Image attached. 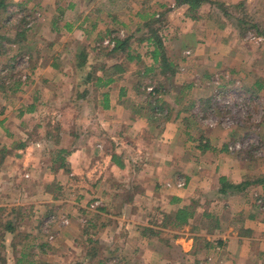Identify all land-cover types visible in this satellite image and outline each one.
Listing matches in <instances>:
<instances>
[{"label":"crops","instance_id":"0c3cea01","mask_svg":"<svg viewBox=\"0 0 264 264\" xmlns=\"http://www.w3.org/2000/svg\"><path fill=\"white\" fill-rule=\"evenodd\" d=\"M94 1L45 9L49 17L33 28L27 41L32 46L21 50L30 68L17 99L18 117H0V188L9 186L2 193L27 186L20 190L28 203L16 206L30 204L46 218L69 219L67 226L49 228V247L13 249L16 263L30 250L28 264H264V208L258 207L264 161L224 152L239 130L221 135L202 129L194 115L206 109L209 100L201 96L210 89L190 78L235 74L245 64L235 63L228 51V36L221 32L227 26L209 35L204 24L212 16L200 13L207 4L191 20L174 0ZM157 11L168 17L178 12L182 19L171 37L155 27L174 65L171 79L162 76L143 26L164 13ZM130 19L138 22L126 35ZM45 26L47 38L39 35ZM128 36L124 52L103 45ZM153 88L165 104L162 116L150 104ZM191 94L200 98L188 99ZM220 179L253 184L237 192L223 188ZM178 180L182 188L175 186ZM46 218L37 219L32 234L43 233Z\"/></svg>","mask_w":264,"mask_h":264},{"label":"rangeland","instance_id":"374dc122","mask_svg":"<svg viewBox=\"0 0 264 264\" xmlns=\"http://www.w3.org/2000/svg\"><path fill=\"white\" fill-rule=\"evenodd\" d=\"M210 1L213 2L207 4L205 8L200 11L201 15L205 14L212 16L210 21H206L204 24L206 28L211 31L209 35H212L214 30H221L220 28L222 27V24L227 26L226 29L228 30H221V32L228 36V51H232L235 54V63L239 64L240 62H245V64L241 65V72L237 71L235 74H229L226 70H222L211 73V76L206 80H198L197 77L190 78V83H196L201 88L208 87L210 89V92L204 93V95L201 96V99L209 100L206 104V109L201 110L202 114L195 113L197 115V121L199 120L198 124L202 129L216 130L217 132H221V135L222 133L239 130L238 133L240 134L234 141L229 142V145L234 142H247L249 140H252V143L247 144L242 151H234L230 154H242V157L246 156V158L252 161V163H254L255 160L264 161V89L259 93H252L250 91L256 81L264 87V36H258L256 30L253 28L239 33V28L244 29L247 27L241 26L235 21V19L238 18H247L245 19L246 21L248 20L247 22H249V20H254V23L256 22L259 24L260 31H264V0ZM243 1H245V11H240L238 8V11L231 9L227 10V13L224 14V11L219 8L220 4H224L225 7L229 8L238 3H242ZM68 2L69 0H8V7L0 16V39L3 37L12 39L14 34L9 32L17 30V27L21 26V20L24 17L27 21L26 27L33 29L40 21H42L43 17H49V13H47L48 11L45 10L46 8H52L56 4H60L61 6L66 5ZM157 12L161 13L164 11ZM173 14L174 17H168L169 14L164 12L162 15L158 14V16L154 17V20L159 21L161 23L160 26L164 27L162 34L163 37L173 36V30L182 23V19L179 18L178 12ZM125 15V18H128L129 14L126 13ZM133 22L137 23L138 21L135 20L132 21V23H127L128 27L127 29H124L126 35H131L133 33L132 30L135 28ZM167 23H171L170 25L172 26L167 25ZM181 27H184V29L187 30L189 26ZM39 35H41L40 37H49L48 26H45L43 31L39 32ZM140 36L141 34L138 36L136 35L135 37ZM191 43H187V45L191 46ZM10 50L11 52H7L8 57L16 54L15 46H12V49ZM27 58L28 54L22 53L14 60L15 78L13 79L20 77L22 83H24L23 77L25 76L26 69L30 68ZM2 60L4 59L1 56L0 61L2 63H0V71L5 63ZM248 71H252L249 72L250 75H246V72ZM5 78L6 73L2 70L0 73V82L5 81V86L7 88L5 89L4 94H7V97H5V99L2 98V94L0 93V117L2 115L5 117L9 115L10 117L16 118L18 117V111H20L19 101L17 99L20 98L19 93L22 92V90L18 89L19 91L16 94L11 95L9 89L13 79L5 80ZM200 94H203V92ZM239 95H242L243 97ZM199 98L200 96H197L196 94H191L188 97V99H194V101ZM200 114L201 116L199 117ZM11 141L12 140L9 141L8 146H11L10 144L14 142ZM0 146H2V143H0ZM226 146L228 147V145ZM14 178L16 179V177ZM15 181H17V179ZM7 187L9 186H6V188H0V198L2 195L7 196V199H0V202L4 200V202L11 204L9 207L0 206V208L7 207L8 209H14L20 207V211H16L20 216L18 215V218L15 217L16 213L11 215L14 216L12 219L15 220L12 223L15 227L13 234H5L3 237H0V264H17V252L13 251V249L28 246L35 250H41V246H50V241H45L46 233L44 231L42 233L38 230L36 231V234H32L33 229L30 228L36 225L38 218H46L49 214L46 212H41L40 214L35 213V209H32L30 204L16 206V203H28V196H25V193L20 189H29V187H21L19 185L20 189L17 190L19 193L17 191H5L2 193L3 189H7ZM261 198V201L264 204V197ZM0 205L2 204L0 203ZM5 214L6 213L3 215ZM26 254L27 256L20 259L19 264H28V261L32 259L33 252H30L29 250L26 251Z\"/></svg>","mask_w":264,"mask_h":264},{"label":"trees","instance_id":"16d2710c","mask_svg":"<svg viewBox=\"0 0 264 264\" xmlns=\"http://www.w3.org/2000/svg\"><path fill=\"white\" fill-rule=\"evenodd\" d=\"M174 2H175V6L176 5L178 7L179 6H185L186 7V10L184 12L185 16H187L191 20H196L197 19V10L203 4H209V3H212L213 1H210V0H174ZM244 2L245 1H243L242 3H238L235 6H232L229 8L225 7L224 4H220L219 8L224 11V14L227 13L226 12L227 10H231V9L238 11V8H239L240 11H245ZM7 7H8V0H0V16L6 11ZM27 15H29V14H27ZM246 16H248V15H246ZM246 16H244V17H246ZM245 19H247V18H245ZM245 19L244 18L235 19L237 24L247 27L244 29L239 28V30H238L239 33L245 32L247 29L253 28L254 30H256L258 36H264V31H260L259 24H257L256 22H255L256 23L255 24L254 20L253 21L249 20V22H247L248 20L246 21ZM146 22L147 23H145V25H143V26L146 29H149V32L147 33V35H148L149 41H151L152 44L154 45L153 55L154 56L157 55L158 57H160V68L162 70L161 74H162V76H164L168 79H171L174 76V70H171L174 67V65L169 64V62L165 58V49L163 48L162 40H161V37L157 34V31L155 28V27H157V29H161V26H160L161 23L159 21L154 20V17H150ZM26 25H27V21H26V18L24 17L21 20V26L17 27V30H13V31L9 32V33L14 34L12 39H8L5 37L0 39V50H1L0 59L2 56V58L4 59L2 61L5 62L3 67L1 68L0 73L2 72V70L5 71V73H6L5 80L6 79L11 80V79L15 78V76H14L15 75L14 74V70H15L14 60L17 59L22 54L21 50H23L27 46V44L32 40V38L35 35L34 30L30 29V27L27 28ZM144 27H143V29H144ZM131 37H133V36H128L127 39H125L121 42H116L115 48L112 49V52L113 51H115V52L116 51H118V52L123 51L124 52V50L128 48V42H129ZM27 41H29V42H27ZM12 46L16 47V54L12 55L11 57H8L7 52H11L10 49H12ZM31 46H32V43H29L28 48H30ZM5 48H9V49H5ZM79 60H80V63L78 64V66H83L84 62H86L84 56H79L78 61ZM0 63H2V62L0 61ZM169 67H172V68H169ZM87 78L90 80L93 77H92V75L91 76L88 75ZM258 84H260V83H258ZM258 84L257 83L253 84L252 89H250V91L252 93L258 92V90L261 89V87L263 86L262 84H260V85H258ZM21 86H23V83L20 80V77H18L17 79H13V81L11 82V87L9 89L11 92V95L16 94L19 91L18 89H21ZM6 88L7 87L5 86V81L0 82V93L2 94V98H4V99H5V97H7V94L6 95L4 94ZM189 88H190L189 86H186L185 90L188 92ZM152 91L155 93V95L152 96L153 97L152 102L150 103V104H152L151 107L154 110V114H159L162 116L163 112H165L164 109L162 108V105H165V104L162 102L161 98L159 99L160 96L159 97L156 96V94H159L160 92L157 91L155 88H153ZM181 95H183V94H181ZM206 104H205V106H206ZM192 107L193 106H191L190 109ZM29 110H31V109H29ZM194 115H196V114H194ZM200 142H202L201 139H200ZM201 146H202L203 150L207 149V147L205 145H201ZM227 149H228V147L224 146V148L222 150L224 152L228 153ZM220 183L222 184L223 188H225V189L233 188L237 192L244 191L247 187H249L251 184H253L251 181H247V182H243L239 185H230L224 179H220ZM254 183H259V181H255ZM258 207H259V205H258ZM18 210L20 211V208H14V209H8L7 207H1L0 208V237H3L5 234H10V235L13 234V232L15 231V227L13 226L12 223L15 220L12 219V218H14V216H11V215L15 214L16 211H18ZM4 213H6V214L3 215ZM18 215L19 214L16 213L15 217L18 218ZM25 256H27V254ZM40 264H47V263L41 262Z\"/></svg>","mask_w":264,"mask_h":264},{"label":"built area","instance_id":"2783aa9c","mask_svg":"<svg viewBox=\"0 0 264 264\" xmlns=\"http://www.w3.org/2000/svg\"><path fill=\"white\" fill-rule=\"evenodd\" d=\"M117 36L122 37L123 36V31H120ZM103 45L107 46V47H109L111 49L114 48V46H115V38L111 37L110 39L106 40L103 43ZM27 60H28V58H27ZM24 78L25 77H23V79ZM148 92L153 93L152 89H149ZM239 96L243 97L242 95H239ZM251 143H252V140H249L247 142H234L231 145H228V149H227L228 153H232L234 151H237V152L242 151V149L247 144H251ZM25 177L27 178V175ZM184 185H185V183H184L183 180H178L176 182V184H175V186L177 188H182ZM258 205H259V207L264 208V204L262 203L261 199L258 200ZM55 224L59 225V226H67V225H69V219H67L64 216L51 215L49 218H47L46 220H44L41 223V227H42V230L47 234L48 231H49V228L51 226H54ZM47 238H48V241L52 240V236H48Z\"/></svg>","mask_w":264,"mask_h":264}]
</instances>
